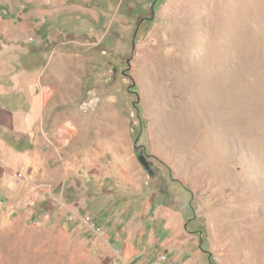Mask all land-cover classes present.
<instances>
[{
  "label": "rangeland",
  "instance_id": "obj_1",
  "mask_svg": "<svg viewBox=\"0 0 264 264\" xmlns=\"http://www.w3.org/2000/svg\"><path fill=\"white\" fill-rule=\"evenodd\" d=\"M179 211L264 264V0H0V264H170Z\"/></svg>",
  "mask_w": 264,
  "mask_h": 264
},
{
  "label": "crops",
  "instance_id": "obj_2",
  "mask_svg": "<svg viewBox=\"0 0 264 264\" xmlns=\"http://www.w3.org/2000/svg\"><path fill=\"white\" fill-rule=\"evenodd\" d=\"M7 115V114H6ZM6 119L10 122L11 116H5ZM164 215V214H163ZM167 217V228L168 231L167 238L162 241L163 247V254H167L163 256V259L160 260L162 262L170 261V264H177L181 261L180 264H207L206 262L208 259L205 256L199 255L200 253V240L202 239L201 236L198 235L194 236L192 233L183 232L179 227V220H183L182 213L179 212H169L165 214ZM183 228V225H182ZM170 256V257H169ZM133 257V255H132ZM114 258H118L117 254H114ZM136 259V258H133ZM133 259L125 258L120 260L121 264H124L122 261L126 262V264H131ZM199 259V260H197ZM141 263L137 261L136 264ZM142 264H148L147 262H142ZM166 264V263H164Z\"/></svg>",
  "mask_w": 264,
  "mask_h": 264
},
{
  "label": "water",
  "instance_id": "obj_3",
  "mask_svg": "<svg viewBox=\"0 0 264 264\" xmlns=\"http://www.w3.org/2000/svg\"><path fill=\"white\" fill-rule=\"evenodd\" d=\"M137 140L135 141L136 146ZM138 162L141 164V166L147 171L148 175L151 176V170L149 169V163L146 160V157L143 155L142 152H139L137 155Z\"/></svg>",
  "mask_w": 264,
  "mask_h": 264
},
{
  "label": "flooded vegetation",
  "instance_id": "obj_4",
  "mask_svg": "<svg viewBox=\"0 0 264 264\" xmlns=\"http://www.w3.org/2000/svg\"><path fill=\"white\" fill-rule=\"evenodd\" d=\"M156 1H158V0H152V3L154 4ZM139 152H142L143 153V155L146 157V160H147V162L149 163V169L151 170V176H153L154 175V168H153V163L152 162H150L149 160H148V156L147 155H145V153L143 152V151H139ZM138 152V153H139ZM138 155V154H137Z\"/></svg>",
  "mask_w": 264,
  "mask_h": 264
},
{
  "label": "built area",
  "instance_id": "obj_5",
  "mask_svg": "<svg viewBox=\"0 0 264 264\" xmlns=\"http://www.w3.org/2000/svg\"><path fill=\"white\" fill-rule=\"evenodd\" d=\"M33 39L31 38L30 41H32ZM21 176V175H20ZM163 258V257H162ZM124 264H126V262L122 261Z\"/></svg>",
  "mask_w": 264,
  "mask_h": 264
}]
</instances>
